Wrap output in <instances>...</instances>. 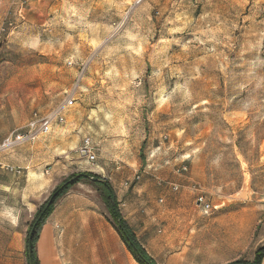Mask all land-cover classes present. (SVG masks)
Masks as SVG:
<instances>
[{
    "label": "rangeland",
    "instance_id": "1",
    "mask_svg": "<svg viewBox=\"0 0 264 264\" xmlns=\"http://www.w3.org/2000/svg\"><path fill=\"white\" fill-rule=\"evenodd\" d=\"M71 97L50 134L0 149V264H29L35 213L85 173L157 264L227 261L195 201L264 198V0H0V146ZM93 182L55 204L40 264L72 214L106 231L76 264H141Z\"/></svg>",
    "mask_w": 264,
    "mask_h": 264
},
{
    "label": "crops",
    "instance_id": "2",
    "mask_svg": "<svg viewBox=\"0 0 264 264\" xmlns=\"http://www.w3.org/2000/svg\"><path fill=\"white\" fill-rule=\"evenodd\" d=\"M249 190V187L244 186L232 197L210 201L214 208L209 213H205L202 207L197 205V200L195 201L196 206L200 207L204 214L201 230L205 236L209 235L212 239L211 247L213 249L219 246L225 247L226 249H221V252L229 255L228 260L220 264H230L236 261L253 263L257 251L264 247V198H259L255 195L256 192H249ZM62 218H64L61 219L63 224L69 221L70 224L65 228L60 240L55 238L51 230L46 231L51 235L49 244L54 256L49 259L45 258L44 264H76L77 260L85 258V243H95L101 237H106V231L101 229L105 225L89 223L82 225V229H79L77 225L72 227L75 222H99L100 219L97 216L91 215L87 220L84 219L85 215L81 214H72V220L70 216L62 215ZM46 223L40 232L36 253ZM37 258L40 264L38 253ZM262 264H264V259Z\"/></svg>",
    "mask_w": 264,
    "mask_h": 264
},
{
    "label": "trees",
    "instance_id": "3",
    "mask_svg": "<svg viewBox=\"0 0 264 264\" xmlns=\"http://www.w3.org/2000/svg\"><path fill=\"white\" fill-rule=\"evenodd\" d=\"M95 175H92L91 173H85L82 175H73L66 179L64 182H62L57 188L54 190L51 198L49 201H47L45 204H43L39 210L35 213L34 216V221L31 225L30 230L28 231V239H27V245L29 241V234L31 230L33 229V226L36 224V227L34 228V232L31 238V243H32V248H33V253H32V261L33 264H38V258H37V253H36V246L37 242L40 236V232L42 230V227L46 223V221L49 219L51 216L53 209L55 207V204L60 200L65 194H67L73 186L76 184L82 182L83 180L87 179L88 177H93ZM74 179V180H72ZM93 184L97 187L98 191L101 194L102 200L104 204L106 205V208L110 212L112 218L119 222H121L123 228L127 231L128 236L131 239V242L137 247V250H135L131 244V242L128 241L126 238V235L123 234L121 228H119V231L121 232V236L123 240L128 244L130 251L136 255L137 260L141 263L144 264L142 259L139 257V254H142L144 258L150 263V264H157L147 253L146 251L142 248V246L137 242V239L135 238L134 234L132 231L129 229L125 221L122 219L119 210H118V201L117 197L115 195V192L113 191L112 187L108 183H104L101 181L98 182H93ZM26 253H27V247H26ZM264 259V247L259 249L256 253L255 260L253 263H248L245 261H236L230 264H262V260Z\"/></svg>",
    "mask_w": 264,
    "mask_h": 264
},
{
    "label": "built area",
    "instance_id": "4",
    "mask_svg": "<svg viewBox=\"0 0 264 264\" xmlns=\"http://www.w3.org/2000/svg\"><path fill=\"white\" fill-rule=\"evenodd\" d=\"M71 64V63H70ZM74 104L73 97L67 99L62 107L54 111L52 114L47 116H40L38 113H35L32 119L26 126L25 131L23 132H13L8 138H6L0 149L6 150L14 145L22 144L25 142H34L39 137L45 136L51 133L54 125L58 123L65 122L64 111ZM91 142L88 139L86 141V148L89 150V155L92 156L93 152L90 149ZM186 170V167L182 168ZM173 190L177 191L179 187L173 185ZM198 204L202 207L205 213H209L213 210V206L210 202H206L202 196L197 199Z\"/></svg>",
    "mask_w": 264,
    "mask_h": 264
},
{
    "label": "water",
    "instance_id": "5",
    "mask_svg": "<svg viewBox=\"0 0 264 264\" xmlns=\"http://www.w3.org/2000/svg\"><path fill=\"white\" fill-rule=\"evenodd\" d=\"M83 155H86V151H83L82 153ZM89 179H91L92 181L94 182H98L100 181V179H98L97 177H88ZM36 224L33 226V229L31 230L30 234H29V241H28V245H27V255H28V261H29V264H33V261H32V253H33V248H32V243H31V238H32V235H33V232H34V228L36 227ZM119 225H120V228L122 230V232L124 233V235H126V238L128 239L129 242H131V239L130 237L128 236V233L127 231L123 228L121 222H119ZM133 248L135 250H137V247L131 242ZM139 257L142 259V261H144L146 264H150L142 254H139Z\"/></svg>",
    "mask_w": 264,
    "mask_h": 264
},
{
    "label": "bare ground",
    "instance_id": "6",
    "mask_svg": "<svg viewBox=\"0 0 264 264\" xmlns=\"http://www.w3.org/2000/svg\"><path fill=\"white\" fill-rule=\"evenodd\" d=\"M46 236H45V242H47V248H46V259L48 258H52L54 255H53V251H52V248L50 247V244H49V236H48V232L45 233ZM58 252V251H57ZM57 263V262H56ZM60 264V263H59Z\"/></svg>",
    "mask_w": 264,
    "mask_h": 264
}]
</instances>
